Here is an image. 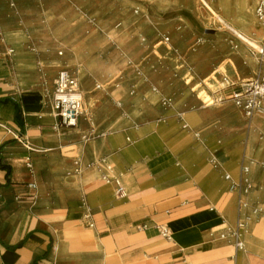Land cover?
<instances>
[{
	"label": "crops",
	"instance_id": "0c3cea01",
	"mask_svg": "<svg viewBox=\"0 0 264 264\" xmlns=\"http://www.w3.org/2000/svg\"><path fill=\"white\" fill-rule=\"evenodd\" d=\"M45 4V0H0V97L10 96L21 104L25 124L21 132L13 121L12 108L0 103V145L15 140L1 151L2 161L11 165L12 174L10 185L0 187V264H33L49 245L50 251L40 264H264V215L247 210L243 248H236L234 237L226 229L238 215L237 194L233 216L229 217L225 210L233 196L217 174V169L230 166L233 160L215 150L212 154L208 140L200 134H194V142L203 150L199 156L208 154L206 162L197 159L194 167L185 168L182 162L188 161L186 155L179 164L172 161V154L171 158L158 156L151 163L164 162L165 168L156 172V182L149 181L128 195L123 184L125 194L118 195L115 182L107 177L110 161L120 163L126 159L128 147L120 149L126 129L136 138L133 155L141 157L160 143L158 132L152 138L145 136L148 130H162L161 126L186 128L189 123L184 116L196 107L232 101L215 99L204 103L197 97L198 82L190 80L193 74L185 59L173 57L165 46L161 53L157 43L150 50L157 57L153 63L156 74L143 78L135 68L126 71L116 52L111 60L101 56L104 64L115 66V74H105L91 82L84 80L83 74L88 75L92 62L99 66V60L90 52L91 41L96 34L108 38L104 25H99L98 18L76 2L65 16L61 11H50ZM110 43L119 47L118 41ZM144 56L139 58L140 63L145 62ZM127 63L133 64L131 60ZM68 65L82 89L84 126L89 132L101 134L99 144L104 143L106 149L99 158L94 153L86 158L78 154L74 160L80 162L79 171L72 166V172L63 176L69 183L78 179L83 196L70 202L67 215L60 216L54 210L25 215L27 200H18L24 194L34 199L32 190L39 184L33 182L38 175L24 170L21 161L25 163L29 156L37 164L41 154L68 146L50 108L54 88L49 91L44 83L51 78L55 83L59 71ZM158 69L162 70L157 72ZM199 84L207 96L223 95L221 88L212 91L202 81ZM153 87L170 95L172 104L162 106ZM169 111L177 121L162 119ZM154 115L157 120H147ZM79 121L82 126L83 121ZM9 129L19 131L22 140H16ZM16 149L24 154L15 156ZM60 173L58 170V177ZM143 173L140 170L136 174ZM4 182L5 172L0 169V184ZM31 183L35 188L29 186ZM23 184H27L28 191L23 190ZM8 203L11 211L6 209ZM19 203L21 208L17 209ZM161 225L169 229V238L160 233ZM223 232L224 238L220 236ZM24 237L23 246L6 248Z\"/></svg>",
	"mask_w": 264,
	"mask_h": 264
},
{
	"label": "rangeland",
	"instance_id": "374dc122",
	"mask_svg": "<svg viewBox=\"0 0 264 264\" xmlns=\"http://www.w3.org/2000/svg\"><path fill=\"white\" fill-rule=\"evenodd\" d=\"M243 1L245 6L242 7ZM75 2L82 10L98 18L99 25H104V31L108 35V38L105 36L100 38L96 34L97 36L91 41L93 47L90 52L97 61L99 60V66L95 67L94 62L91 63L88 75L83 74L86 81H94L95 78L105 74H115V66L104 64L101 56L109 57L111 60L113 53L116 52L119 53L118 59L121 60V66L123 69L126 68V71L138 65L142 67L143 78L151 73L156 74L153 72L155 69L153 63L157 57L150 53V50L153 43H157L156 47L161 53H164L165 47H168L173 57L185 59L190 73L193 74L190 80L194 79L193 83L198 82L195 91H199L198 98L204 102L210 98L207 92L203 91L204 87L199 84L200 81L212 91L221 88L223 94H228L227 91L224 93L225 83L216 80L218 75L226 76L238 83L251 79L264 83V61L258 57L254 46L260 40L262 31L253 17L252 0H81L79 2L45 0V5L50 11H61L65 16ZM111 40L118 41L119 47L111 45ZM143 55H145V62H142L144 64L139 62V58ZM128 60L133 64L127 63ZM4 69L5 73H8L9 68L5 66ZM67 69H70V65ZM161 70L158 69L157 72ZM44 83L49 91L55 87L54 78ZM154 102L153 100L152 103ZM197 105L201 106L200 103ZM184 117L189 123L186 128L161 126L162 130H148L145 136L152 138L158 132L160 143L141 157L133 155L136 138L129 129H126L120 144L122 150L128 147L126 159L120 163L109 162L110 175L107 176L109 181L112 179L114 182L115 179H119L127 189L128 195L129 191L149 181L156 182V172L165 168L164 162L151 163L158 156L169 155L171 158L172 154L175 160H171L179 164L183 155H186L188 161L182 162L185 168L194 167L197 159L206 162L208 154L199 156L203 154V150L201 145L198 146L194 142L196 137L194 134L198 133L208 140L207 146L212 154L219 152L226 159L233 160L230 166L217 169L219 180L226 185L227 192L233 196L225 214L229 217L233 216L234 197L238 187L245 186L240 181L243 175L250 182L247 194L249 205L251 209L260 210L256 213L259 214L258 216L262 215L261 213H264V103L260 112L253 118L243 116L240 110L228 101L208 107H196ZM80 118L79 120L83 121L82 126L79 124L75 128L60 129L61 137L67 139L68 146L64 145L57 151L41 154L37 164L34 159L32 160V168H28L21 161L24 170L31 175H38L33 178V182L39 184L38 189L32 190L34 199L24 194L18 200H27L25 215L29 213L37 215L54 210L58 215L65 216L72 200L83 199L79 193L78 179L74 183H69L63 176L72 172L75 156L79 154L86 158L94 153L95 158H99L106 146L104 143L99 144L101 134L89 132L84 126L86 121L84 116ZM157 118L154 115L147 117V120L155 121ZM165 118L178 120L172 111L162 119ZM128 137L130 141L127 140ZM117 147L115 149H118ZM115 149L114 151L117 152ZM13 152L15 156L24 154L17 149ZM243 164L248 168L244 173ZM208 168L213 169L210 166ZM58 170L61 171V177H58ZM140 170H144L142 176L136 174ZM226 175H229L230 179H226ZM234 185L236 188H233ZM22 187L23 190H29L27 184H23ZM13 200L17 201L16 198ZM6 207L11 211L9 203ZM16 207L21 208L20 203Z\"/></svg>",
	"mask_w": 264,
	"mask_h": 264
},
{
	"label": "built area",
	"instance_id": "2783aa9c",
	"mask_svg": "<svg viewBox=\"0 0 264 264\" xmlns=\"http://www.w3.org/2000/svg\"><path fill=\"white\" fill-rule=\"evenodd\" d=\"M253 2V17L258 28L262 31V36L258 42H256L255 52L261 60L264 61V0H252ZM93 20V19H92ZM94 22V20H93ZM168 38H166L167 40ZM112 44H115V40H111ZM9 52H12V49H9ZM61 52L59 51V54ZM135 71L138 74H141V71L138 67H135ZM121 77V74L117 78ZM221 80L225 83V90L228 94L219 95L217 98L210 97L207 101H203L206 104H210L217 100H230L232 103L241 111L243 116L246 118H253L258 112H260L264 103V83L257 80H246L242 82H234L228 79V77H221ZM115 83V80H114ZM55 87L50 103V108L53 116L56 118V126L59 128H73L78 125L80 117L84 112L83 105V93L79 83V80L76 76L70 72L67 68L61 69L55 79ZM97 88H102L103 86L97 85ZM153 91L157 92L159 95V103L162 106H170L173 102V99L170 95L165 94L162 90L157 87H153ZM133 92L132 90L130 91ZM197 97H199L197 95ZM13 137L20 141L21 133L15 130H8ZM25 164L28 168H32V160L29 156L25 159ZM80 169L79 160H74V170L78 172ZM248 168L245 165H242V172H247ZM104 177V176H103ZM226 178H229V175H226ZM106 179V178H105ZM241 184L245 186L238 187L237 191V218L233 225H230L226 229V233L231 234L235 241L234 245L238 249L243 248V232L246 228V213L247 210L252 213L260 212L259 209H251L249 201L247 198L248 188L250 185L249 180L243 175L240 178ZM116 193L118 195L125 194V189L119 179H115ZM31 188H35L34 183L29 185ZM236 185L233 186V188ZM236 188V187H235ZM264 215V213H261ZM160 233L169 238L170 232L169 229L161 225L159 227ZM223 232L220 236L222 238L226 235Z\"/></svg>",
	"mask_w": 264,
	"mask_h": 264
},
{
	"label": "trees",
	"instance_id": "16d2710c",
	"mask_svg": "<svg viewBox=\"0 0 264 264\" xmlns=\"http://www.w3.org/2000/svg\"><path fill=\"white\" fill-rule=\"evenodd\" d=\"M0 103L3 105H8L12 108L13 121L20 127V130L22 132L25 124H24V116H23L21 104L18 101H16L13 97H10V96L0 97ZM14 141L15 140H9V141H6L0 145V169L5 172V182L3 184H0V187L10 185L11 174H12L11 165L5 164L2 161L1 151H2L3 147H5L7 145H11ZM26 238L27 237H24L22 240L18 241L14 245H11V246L7 245L6 248L9 250H15V249L19 248L25 244ZM50 248H51V245H49L47 247L46 251L44 252V254L41 257H39L33 261V264H40V261L42 259L46 258L47 254L50 251Z\"/></svg>",
	"mask_w": 264,
	"mask_h": 264
},
{
	"label": "bare ground",
	"instance_id": "6f19581e",
	"mask_svg": "<svg viewBox=\"0 0 264 264\" xmlns=\"http://www.w3.org/2000/svg\"><path fill=\"white\" fill-rule=\"evenodd\" d=\"M241 5H242V7L245 6V1H243V3Z\"/></svg>",
	"mask_w": 264,
	"mask_h": 264
}]
</instances>
